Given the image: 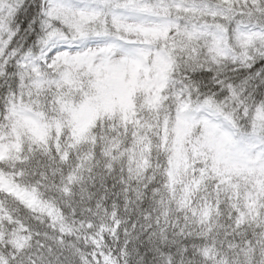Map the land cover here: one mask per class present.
Wrapping results in <instances>:
<instances>
[{"label":"snow or ice","instance_id":"obj_1","mask_svg":"<svg viewBox=\"0 0 264 264\" xmlns=\"http://www.w3.org/2000/svg\"><path fill=\"white\" fill-rule=\"evenodd\" d=\"M0 264H264V0H0Z\"/></svg>","mask_w":264,"mask_h":264}]
</instances>
